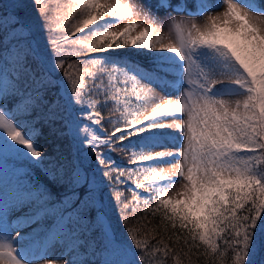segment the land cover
<instances>
[{"label":"snow or ice","instance_id":"obj_1","mask_svg":"<svg viewBox=\"0 0 264 264\" xmlns=\"http://www.w3.org/2000/svg\"><path fill=\"white\" fill-rule=\"evenodd\" d=\"M66 8L57 32L44 0H0V173L13 177L0 181V264H264V0ZM128 46L152 67L68 62ZM129 82L144 101L132 119L107 136L84 125L103 130L101 105L127 98ZM155 88L167 94L145 114ZM153 129L174 130V146L120 147ZM129 150L136 168L105 155ZM176 184L179 198H165Z\"/></svg>","mask_w":264,"mask_h":264},{"label":"trees","instance_id":"obj_2","mask_svg":"<svg viewBox=\"0 0 264 264\" xmlns=\"http://www.w3.org/2000/svg\"><path fill=\"white\" fill-rule=\"evenodd\" d=\"M61 0H44V7L46 9L53 7V4H57L59 3ZM67 1V0H64ZM70 3V0H68ZM68 4V3H67ZM67 11L66 6L63 9V12H59L57 11L55 13V15H52V22L54 20H57V17H63V15L65 14V12ZM108 19V18H106ZM62 21H59V23H61ZM100 23V22H98ZM96 26H90L89 29H86L85 32H89L91 31L93 28H95ZM63 28L61 27L59 30H56L57 32H63ZM84 33H78L76 34V36H71L70 39L75 40L77 37H83ZM125 54H130V52H128L126 50V48L124 49H120V50H111V51H105L103 53H91L89 54L88 57H76V58H70L68 60V62H72V59H76V60H86L89 57H106L109 60V67H111V63L112 61H116L120 64L123 63H129L132 61H136V58L134 56H130V57H126ZM73 73L75 75H79V72L76 71L75 69L72 70ZM115 76H118L121 80H123V76L121 74V72L119 71V69L117 68L114 73ZM125 99H129L130 103L126 104L124 101ZM138 102L135 99V93H133L131 91V82H129V96L126 98L123 94L121 95V101L118 105L115 104H110V105H101L100 107V111L103 113V130H101V128L99 126H95V125H90L89 122L87 121V119H84V125H87L90 127V130H94L96 131L99 135L101 136H107L109 132L112 131L114 126H121L124 125L126 122L123 119L124 116H128V119H132V116L128 115L129 112L134 111L137 106H138ZM114 109V110H112ZM88 109L85 107V112ZM109 120L112 121H116L118 123H116L115 125L108 123ZM152 132V131H151ZM151 132H144L140 135L137 136H132L130 139H127L124 141L123 145H120V147H124L126 149H131V150H135V151H142L140 149V145H139V141L142 139H146L148 138L149 134H151ZM85 134L82 132V135ZM119 146V145H118ZM131 150H129L128 152H121L120 154L117 153H105V155H110L112 159H114L117 163V165L121 166V167H131V168H136L138 165H131L129 162V157L131 156ZM148 163H152V162H148ZM135 179V177L133 178ZM119 190H121L123 192V197L125 198V200H130L131 199V193L129 191V189H131L133 187V185L131 183H127L126 185H119L117 186ZM142 196L146 195V193L143 192V190H137ZM136 210L137 212L142 216L143 215V203L142 201H140L137 205H136ZM136 217V213H131L130 214V219L132 220L133 225L136 224V219L134 218ZM165 236L167 235V233L164 234ZM150 236V234H149ZM141 238L143 239L144 236H141ZM167 242V241H166ZM177 251L179 252L180 250V244H176L175 245ZM183 256V253L181 254ZM193 260H196L197 258L195 256L192 257ZM208 258H204L201 257V264H204V262L207 260ZM187 260L188 257L187 256H183V261L184 264H187ZM168 264H173V261L171 259L168 260ZM217 264H222V261L218 258L217 259Z\"/></svg>","mask_w":264,"mask_h":264},{"label":"rangeland","instance_id":"obj_3","mask_svg":"<svg viewBox=\"0 0 264 264\" xmlns=\"http://www.w3.org/2000/svg\"><path fill=\"white\" fill-rule=\"evenodd\" d=\"M125 2H126V0H125ZM67 3H69L68 0L67 1L61 0L59 3L53 4L52 15L54 16L57 11L63 12V9L67 5ZM221 10H223V9H221ZM60 16H58V17H60ZM61 23H59L58 20H54L52 22V26L54 29L59 30L61 28ZM100 23L102 24L103 22H100ZM122 28H123V25H118L117 28L114 30L119 31V30H122ZM161 35H162L164 41L167 42L168 41L167 34L162 33ZM126 50L130 53L137 51L134 48H132L131 46L126 47ZM135 58L137 59L135 62L132 61L129 63L139 64L144 68H151L152 67L151 61L149 59L144 58V57H135ZM169 79H172V77L170 76ZM137 91H139V89H137ZM165 94H167L165 90H160L159 88L153 89V94H152L151 98L148 99L146 106L143 109L145 114L150 112L151 108L155 106V103L161 102L162 98L165 97ZM138 103H144V101H140ZM141 118H142V116H141ZM170 131H173V134L176 135L174 130L153 129L151 134H149L148 138L142 139L139 141L140 149L142 151L156 152V151H163V150H165V148L173 147L174 145L171 142L172 136H171ZM42 143H43L42 140L37 141L38 146ZM166 162L167 161H154L152 163L153 164H159L160 166L164 167L165 174H169L172 171V169L170 168V165L166 164ZM12 179H13V177L11 176L10 172L0 173V181H3L4 183H8ZM182 190H183L182 184L173 185L171 187V189L166 191L165 198H173V199L179 198L177 194Z\"/></svg>","mask_w":264,"mask_h":264}]
</instances>
